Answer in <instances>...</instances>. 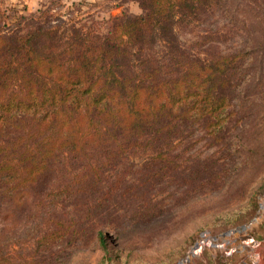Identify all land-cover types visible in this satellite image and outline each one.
I'll return each instance as SVG.
<instances>
[{
  "label": "rangeland",
  "instance_id": "374dc122",
  "mask_svg": "<svg viewBox=\"0 0 264 264\" xmlns=\"http://www.w3.org/2000/svg\"><path fill=\"white\" fill-rule=\"evenodd\" d=\"M140 2L0 0V7L26 6L53 27L105 29L114 15L140 14ZM175 15L176 38L202 57L255 48L245 62L248 80L230 88L229 125L214 138L196 124L164 157L139 148L117 170L104 165L89 176L101 185H89L99 204L88 216L74 214L85 196L76 173L103 157L59 159L58 171L33 184L28 198L9 197L1 186L0 264H264V0L196 3ZM153 50L165 52L160 42ZM41 189L61 193L54 200ZM60 228L58 237H43Z\"/></svg>",
  "mask_w": 264,
  "mask_h": 264
},
{
  "label": "trees",
  "instance_id": "16d2710c",
  "mask_svg": "<svg viewBox=\"0 0 264 264\" xmlns=\"http://www.w3.org/2000/svg\"><path fill=\"white\" fill-rule=\"evenodd\" d=\"M216 1L221 0H141L140 14L114 15L105 29L53 27L31 18L26 6L0 7V189L7 186L5 195L28 198L27 190L52 174L63 157H103L76 173L85 187L77 190L85 196L74 214L88 216L99 204L89 185L97 190L101 185L89 176H98L104 165L117 170L122 158L139 148L164 157L196 124L217 138L231 122L230 88L248 80L245 62L254 60L255 48L205 58L184 48L174 30L178 8ZM158 42L164 55L153 50ZM38 193L55 200L61 191ZM60 230L43 237H58Z\"/></svg>",
  "mask_w": 264,
  "mask_h": 264
}]
</instances>
